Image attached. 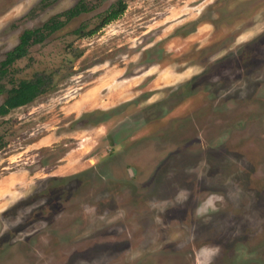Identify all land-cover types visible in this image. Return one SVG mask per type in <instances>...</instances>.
Here are the masks:
<instances>
[{
	"label": "rangeland",
	"instance_id": "1",
	"mask_svg": "<svg viewBox=\"0 0 264 264\" xmlns=\"http://www.w3.org/2000/svg\"><path fill=\"white\" fill-rule=\"evenodd\" d=\"M79 1L0 0V264H264V0Z\"/></svg>",
	"mask_w": 264,
	"mask_h": 264
},
{
	"label": "trees",
	"instance_id": "2",
	"mask_svg": "<svg viewBox=\"0 0 264 264\" xmlns=\"http://www.w3.org/2000/svg\"><path fill=\"white\" fill-rule=\"evenodd\" d=\"M127 0H118L113 4L104 14H101L98 25H96L91 31L86 33L87 36L95 34L98 30L110 24L111 22L119 19L127 10ZM91 8L88 7L84 0H80L77 5L71 9V16L77 17L83 13H88ZM57 31L49 26L44 28V31ZM82 32V31H81ZM30 31H26L22 34L19 45L10 52V56L15 59L25 57L29 50L30 44ZM33 34V33H32ZM42 40V39H41ZM54 82L51 74H40L31 81L22 80L19 84L9 92V97L5 100L4 104L0 106V117L8 114V111L13 108L24 106L33 101L38 95L46 93L53 86Z\"/></svg>",
	"mask_w": 264,
	"mask_h": 264
},
{
	"label": "clouds",
	"instance_id": "3",
	"mask_svg": "<svg viewBox=\"0 0 264 264\" xmlns=\"http://www.w3.org/2000/svg\"><path fill=\"white\" fill-rule=\"evenodd\" d=\"M208 203L211 204V201H209Z\"/></svg>",
	"mask_w": 264,
	"mask_h": 264
}]
</instances>
